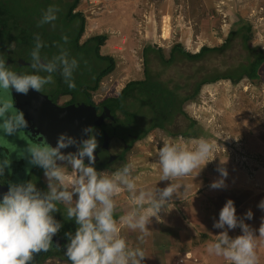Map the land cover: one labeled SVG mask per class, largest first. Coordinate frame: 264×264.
<instances>
[{
    "label": "clouds",
    "instance_id": "9594fccd",
    "mask_svg": "<svg viewBox=\"0 0 264 264\" xmlns=\"http://www.w3.org/2000/svg\"><path fill=\"white\" fill-rule=\"evenodd\" d=\"M58 11L54 5H49L37 22L38 26L51 24ZM62 39L67 42L66 36ZM42 47L40 36L36 34L29 52L31 72H14L0 58V90L11 89L23 95L30 90L40 92L53 82L52 74L57 72L69 89L75 87L73 74L78 60L62 45L50 58L42 55ZM11 109V103L0 97V136L19 135L28 127L24 112ZM96 136L94 126L87 125L81 128L79 136L61 132L54 146L28 143L20 153L30 165L43 170L47 190L42 191L35 182L27 180L9 183L7 192L0 194V264H28L33 254L49 249L53 236L62 227L53 215L59 211L58 203L66 205L63 215L77 225L74 232L65 233L64 255L69 264H143L146 255L142 245L149 235L150 218L161 219L158 214L168 209L170 198L177 194L174 180L191 174L202 162L211 161L207 158L214 147L204 137L187 145L180 140L162 139L157 153L159 181L170 180L171 183L162 189L141 188L137 186L130 163L112 173L96 169ZM69 148L74 150L63 151ZM9 164L7 157L0 160V177ZM217 171L220 179L211 182L212 189L225 186L227 170L218 168ZM121 188L127 191L133 207L120 215L117 222L114 197ZM257 208L264 212V198ZM252 217L251 209L238 216L234 201L228 199L212 225L222 231L206 244V251L222 257L227 264H257L256 246L258 240H264V216L255 230L245 223ZM121 226L137 233L134 247L121 235ZM237 227L241 234L230 237L229 231Z\"/></svg>",
    "mask_w": 264,
    "mask_h": 264
},
{
    "label": "rangeland",
    "instance_id": "374dc122",
    "mask_svg": "<svg viewBox=\"0 0 264 264\" xmlns=\"http://www.w3.org/2000/svg\"><path fill=\"white\" fill-rule=\"evenodd\" d=\"M63 2L62 0H50L45 5H54L60 11L66 5L67 0H63ZM77 9L83 13L86 19L82 40L94 34L107 33L110 36L106 41L108 45L101 47V51L103 54L113 55L116 59V67L113 72L102 80L100 88L93 93L97 97L96 101L108 96H117L130 80L145 78L142 48L153 41L159 43L157 46L162 43L159 33H161L160 25H164L162 23L164 15H167L166 19L171 27L170 42L162 44L166 52L169 51L170 45L172 46L174 41L194 52L204 44H220L225 41L229 30L236 27V23L240 20L252 23L254 35L251 44L259 45L264 49V0H80ZM114 9L115 11H113ZM59 11L56 13V17L59 15ZM134 22L135 25H133ZM148 22L151 24V28L148 30L156 29L155 36L151 31H147L146 36L142 25L145 26ZM118 31L121 32V37H113ZM230 52L232 53V51ZM219 56L213 57V63ZM236 57L242 59L241 56ZM150 65L154 68L153 74L160 76L161 70L158 62L151 61ZM219 66L226 67L227 63L219 64ZM174 71V68L164 70L161 73V78L168 80L175 76ZM260 71L261 77L254 81L243 78L234 84L229 79H221L205 84L195 99L186 101L185 111L198 121L197 123L207 134L194 135L195 128L189 129L187 127L189 121L183 115H179L168 123L166 128L171 132L189 129L187 132L189 136L172 135L156 127L139 139L132 149L130 148L131 151L128 152L129 149L126 152L129 154L125 157L130 160L131 152L144 146L145 141H161L165 138L194 141L197 137H204L212 143L227 148L230 153L226 158L228 157L232 163L240 164L246 167L250 174L259 176L256 177L255 182H258L262 191L261 197L264 198V64ZM133 108L134 105L130 104L129 111L141 119L143 117L150 118V116H146L148 113L142 108L132 110ZM0 138L5 139L6 137L0 136ZM21 141H25V139L23 138ZM237 153L245 155L244 163H241V158L238 160ZM120 163L121 161H118L113 167L117 169ZM116 169L104 170L112 173ZM98 171L103 170L99 169ZM34 178L39 181L38 173L34 175ZM256 195L259 196V194ZM57 209L60 212L64 210L62 207ZM249 209L250 207L247 205L241 208V211H237L238 216H243ZM252 212V219L245 220V223L249 224L251 228H259L260 218L264 216V212L257 206L252 209ZM240 234L241 230L237 227L236 236ZM41 253L43 251L33 255L40 256ZM48 253L49 256L56 258L62 256L60 252L51 250L44 255ZM256 253L257 264H264V240ZM52 257L42 260L39 264H67L64 261L58 263Z\"/></svg>",
    "mask_w": 264,
    "mask_h": 264
},
{
    "label": "trees",
    "instance_id": "16d2710c",
    "mask_svg": "<svg viewBox=\"0 0 264 264\" xmlns=\"http://www.w3.org/2000/svg\"><path fill=\"white\" fill-rule=\"evenodd\" d=\"M49 2L50 0H0V26H8L11 22V26L37 31L45 50L51 47L52 42L58 46L64 44L69 55L78 60V68L73 74L75 87L69 89L64 85V91L71 93L72 102L83 101L93 104V92L116 67V59L113 55L101 52V46L105 43L108 34H94L83 43L80 42L86 26L85 16L77 10L80 0H67L55 21L38 26L37 22L43 11L48 8L45 4ZM53 27L59 28V34L50 32ZM253 29L252 23L240 20L236 23V27L229 30L224 42L217 45L204 44L195 52L185 49L181 43L173 44L168 52L161 46L146 45L143 49L145 78L130 80L122 88L118 97L109 98L106 103L115 101L114 106L123 105L127 109L129 97H133L145 110L151 108V111H154L156 106L159 110H163L162 114L167 111L160 123L146 129L145 135L153 128H166L168 123L179 115H183L189 121L187 125L189 129L195 128L194 135L207 134L197 123L198 121L185 111L184 104L190 99H195L205 84L221 79H229L235 84L243 78L254 81L261 77L264 49L259 45L251 44ZM63 36L67 37V42L62 39ZM217 55L220 56L213 63V57ZM236 56H241L242 59ZM151 61L158 62L160 76L153 74L154 68L150 65ZM224 63H227V66L221 68L219 64ZM172 68L175 70V76L168 80L162 79L161 73ZM189 129L168 132L173 135L189 136L187 133ZM141 138L142 136L139 139ZM126 152L117 158L121 161L119 167L125 164ZM117 159L101 167L116 169L113 165L118 162ZM70 224L76 229L77 225Z\"/></svg>",
    "mask_w": 264,
    "mask_h": 264
},
{
    "label": "crops",
    "instance_id": "0c3cea01",
    "mask_svg": "<svg viewBox=\"0 0 264 264\" xmlns=\"http://www.w3.org/2000/svg\"><path fill=\"white\" fill-rule=\"evenodd\" d=\"M166 16L163 17L162 23L164 25H160L161 33H159L163 40L160 41L162 43L159 46L163 48L164 44L170 42L171 27ZM142 28L147 36L148 32L151 31L148 30L151 28V24L148 22L145 26L142 25ZM155 31L156 29L151 31L154 33L153 36L157 34ZM122 35L124 36V34ZM113 37H121V32L118 31ZM173 43L175 44L176 41ZM104 44L101 47L108 45V43ZM148 44L157 45L159 43L153 41ZM183 142L187 145L190 141ZM210 142L212 143V141ZM144 143V146L131 152L130 160L125 157L124 161L132 165V174L136 178L138 187L162 189L171 183L170 180L159 181L160 170L157 163V153L162 142L145 141ZM212 144L214 146L213 151L207 158L211 161L206 164L202 162L191 174L176 178L174 184L177 194L174 193L170 198L171 203L168 205V209L160 211L158 215L161 219L159 221L155 217L150 218V222L147 224L149 235L142 245L146 255L143 264H227L222 257L210 255L206 251V244L214 240L215 235L222 231L213 228V221L218 219L219 211L228 199L234 201L236 212L241 211V208L246 207V205L251 210L255 209L262 198V191L257 184L258 182H255L256 177L259 176L250 174L246 167L234 164L228 157L226 158L230 153L227 148L216 143ZM237 157H239L238 160L242 159L241 163H244L245 155L237 153ZM218 168L227 170L225 186L212 189L209 187L211 182L220 179L219 172H215ZM103 171L105 170L103 169ZM184 186H186V191H184ZM114 200L115 220L118 222L119 216L129 211L133 205L127 191L123 188L116 194ZM236 233L237 228L232 229L229 231V236L234 237ZM256 234L258 235V232ZM121 235L124 236L130 246L136 245L137 233L135 231L121 226ZM262 241H257L256 250L262 246Z\"/></svg>",
    "mask_w": 264,
    "mask_h": 264
},
{
    "label": "flooded vegetation",
    "instance_id": "af4514ba",
    "mask_svg": "<svg viewBox=\"0 0 264 264\" xmlns=\"http://www.w3.org/2000/svg\"><path fill=\"white\" fill-rule=\"evenodd\" d=\"M27 30L30 29L11 26V22L8 23V26H0V58H2L6 62L10 70L17 73L31 72V69L29 67V52L34 46L35 35L38 34V32H33V29H31L32 31ZM50 32L59 34V28L53 27V30ZM85 40H82V37L80 38L81 43H83ZM63 47L68 51L64 44ZM57 52L58 45L54 42L51 43V47L48 50H45L43 47L41 49L42 55L48 58H50ZM52 81V83L45 85L40 92L30 90L27 95L18 94L15 91L12 92L11 89L0 90V97L7 99L11 103V110L13 112L22 110L25 114V118L28 121V127L24 131H21L19 135L13 134L5 136V139L0 138V160L7 157V159L10 161V164L5 169L3 177H0V194L7 192L9 183H17L27 180H32L36 183L38 189L46 191L47 181L44 177L43 170L40 167L30 165L28 163V159L26 157H21L20 153L25 150L28 143H32L34 140H37V136L35 135V133L40 134L41 130L53 129L50 125L53 120L64 117L66 118V120H72L75 123L81 117V114L79 112L80 107L82 105H92L83 101H81V103L72 102V95L71 93L64 91L65 88L63 86L66 84L64 83L62 77L58 72L52 74ZM120 94L121 91L115 97L108 96L99 101H96L97 97L93 94L92 101L94 106L98 107L107 104V99L116 98ZM114 102L115 101H112L111 103L113 104ZM86 122L89 121L86 120ZM47 126L48 128H46ZM161 129L167 132L169 131V129L167 128ZM37 130L40 131V133H37ZM7 138L11 139L8 140ZM23 138L25 139V141H21ZM126 155L127 154H125V156ZM95 167L98 170L110 169V167L107 166ZM36 173H38L39 181L35 180L34 178V175ZM56 206L57 208L62 207L64 210H61V212L59 210L54 213V218L56 219V217L59 215L67 220L66 214L65 216L62 214L65 213L66 205L58 203ZM67 221L76 225L74 221ZM60 231L62 230L60 229L57 233L61 234ZM57 233L53 236L54 240L57 239ZM49 250L55 252L58 251L62 254V256L56 258L49 256V253L47 255H44ZM47 251H43L40 256L33 255L32 260L29 261L28 264H39L42 260L50 257L56 259L58 263L64 261L68 264L69 261L67 257L59 248L49 246V249ZM52 258L51 260L53 261Z\"/></svg>",
    "mask_w": 264,
    "mask_h": 264
},
{
    "label": "water",
    "instance_id": "95a60500",
    "mask_svg": "<svg viewBox=\"0 0 264 264\" xmlns=\"http://www.w3.org/2000/svg\"><path fill=\"white\" fill-rule=\"evenodd\" d=\"M130 104L134 105L132 110L140 107L149 113L146 116H150V118L143 117L141 119L136 116L135 113L129 111ZM127 107L125 109L123 105L114 106L112 103L98 107L94 104L82 105L79 110L81 117L75 123L72 120H66L64 117L57 118L50 123L53 129L41 130V133L37 130L36 132L40 134L34 132L37 140L32 143H50L54 146L59 133L68 132L71 135L79 136L82 127L92 125L97 133V148L94 153L96 157L95 166L109 164L126 152L141 136H145L147 128L160 123L167 113L166 111L162 114L163 110H159L156 106L154 111H151V108L145 110L140 102L135 101L133 97H129ZM73 150L69 148L63 151ZM56 220L62 224V231H60L61 234L57 233L56 240L52 238L53 241L50 246L57 247L64 253L67 243L65 233L74 232L75 228L59 215Z\"/></svg>",
    "mask_w": 264,
    "mask_h": 264
}]
</instances>
